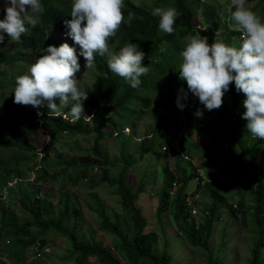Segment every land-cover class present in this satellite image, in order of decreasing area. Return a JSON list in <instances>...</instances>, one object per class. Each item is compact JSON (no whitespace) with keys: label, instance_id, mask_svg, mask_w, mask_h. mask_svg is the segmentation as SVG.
Wrapping results in <instances>:
<instances>
[{"label":"trees","instance_id":"obj_1","mask_svg":"<svg viewBox=\"0 0 264 264\" xmlns=\"http://www.w3.org/2000/svg\"><path fill=\"white\" fill-rule=\"evenodd\" d=\"M261 1L263 0H258L257 5ZM71 2L72 0H41L44 12L38 15L33 14L37 20L36 26H29L28 31L22 34L18 41L11 40L6 33L0 30V35L4 37L3 42L0 43V67L11 68L21 64H30L31 59H34L33 55L38 58L44 54L43 49L49 45L58 47L62 42L52 40L49 29H61L65 34L67 33L68 30L63 21L71 18ZM162 3L173 5L170 7L176 9L178 13L172 34L169 35L159 29V17L154 16L144 2L137 4L131 0H124L125 22L121 24L116 36L110 38L116 49L121 50L125 44L133 43L138 45V50L144 52L142 66L148 67L149 71L140 77L139 87L132 88L123 78L108 68L111 55L117 54L107 55L105 53L104 56L96 54L94 63L100 97L90 95L87 100L91 109L83 113L84 116L91 118L82 116L80 120L73 123L71 119L69 120L70 116L65 119L63 115L51 114L46 106L28 109L20 104L10 107L9 119L0 118V194L2 185H5L3 188L8 187L7 190L16 186L22 192L23 202L20 206L25 207L28 214L26 219L22 218L18 223L16 217L12 219L13 214L10 215L2 208L0 198V239L4 233L9 243L8 235L13 236L10 243L12 245L19 243L20 252L35 244L38 250L41 249L46 245V240L38 237L39 233L47 235L46 231L55 229L68 237L71 254L76 256L75 264H90L89 257H94L101 264H169V254L164 250L160 255L154 254L157 235L153 231L144 230L146 221L140 207L136 204L140 193L144 191L145 182L139 180L134 185L129 181L131 169L140 159L137 154L150 152L155 157L162 155L164 162L167 157H170L174 164L173 170H170L166 164L161 163L160 165L161 181L157 190L159 202L155 208L157 217L167 209L171 200L172 219L176 223V231L181 230V234L185 236L190 246L201 248L210 254L211 227L213 222L219 218L220 209H226L231 216L236 213L242 218L251 216L255 240L248 249L247 264H264V227L262 225L264 211L261 210L264 207V150L261 160L262 178H257L252 160L253 152L257 151L259 144L264 140L253 137L246 128L247 121L241 118L245 111L243 107L245 97L243 94L239 96L234 83L231 84L227 91L228 106L216 109L218 123L212 127L207 125L209 111H204L205 117L201 121L195 114L193 127L200 137L195 139L193 133L188 134L190 124L175 119L179 110L176 103L180 94L179 90L183 89L188 92L186 81L179 78L178 70L181 62L174 61L175 65L166 64L169 57L166 55L168 51L170 52V46L177 50V40L196 34L197 23L195 22L197 21L202 24L197 31L201 36L207 37L209 44L222 41L232 46V43H236L239 33L229 29L224 21L225 10L221 18L220 7L216 0H152V9L159 7L158 5ZM8 6L10 4L0 8V18L5 16L2 9ZM255 6L251 4L252 9ZM245 7H250L249 0H246ZM197 8L198 13H196ZM128 12L135 14L130 24L127 22ZM261 15L264 18V5ZM218 30L222 31L218 34V38H214V32ZM162 45L165 49L160 51L159 48ZM75 48L79 57V46L75 45ZM157 73L162 74L161 78ZM0 76H3V73H0ZM0 87H8V82H5L3 78H0ZM149 87L156 93H160L159 98L154 101V111L160 109L168 116L163 114L153 116L154 119L147 125L143 124L139 132H137L136 123L133 122L130 124L131 133L127 134L119 128L114 134L116 122L112 112L124 109L139 116L137 120L140 121V116L148 107L149 100L146 93ZM13 91L14 87L6 92H9L13 98ZM188 95L192 93L188 92ZM2 97L5 95L0 92V98ZM57 101L58 99L55 102ZM138 102L141 107L137 110ZM180 102L184 104L183 109L186 110L190 99L188 96L187 99L181 96ZM62 112L68 114L70 105L62 109ZM185 114L187 118L193 117L187 112ZM181 127H185L186 131L177 132ZM169 129L171 131L166 137ZM60 132L71 134L92 132L94 139L91 146L80 149L79 153L68 160L63 159L61 153L48 156L46 149L42 148L41 151L44 154L40 161L41 165L34 169L30 168L29 158L36 154L39 144L46 140L54 143ZM203 136L209 138V143L201 140ZM227 136H230V148H224L222 155L220 149ZM131 138L133 140H130ZM106 142H115L114 146L112 144L110 146L114 152L112 158H110ZM256 146L258 148H255ZM15 149L20 152L15 153ZM174 149L179 154L175 153ZM195 154H199L202 158L207 157L204 163L207 167L211 166L210 177H206L207 180L204 182L205 194L208 198L205 207L208 214L203 223L194 222L186 211L188 181L198 175L197 186H199L201 176L205 177L204 173H200L197 169H193L192 172L186 171L187 165L192 166L191 156ZM185 161L191 163H185ZM115 162H119L121 167L116 175H111L108 165H113ZM54 164L61 165V171L64 173L69 171L71 175H67L66 179L71 187L85 186L90 192L96 186L106 183L109 192L120 197L122 212L117 217L124 216L121 221L117 219L113 222L110 219L106 213L105 203L94 191L89 193L91 201L88 209L94 210L101 217L100 228L115 237L116 248L123 255V261L114 256L113 249L104 245L102 235L99 237L101 239H95V234L91 232L94 238L87 240L78 236L81 209L67 192L59 194L57 202L52 204L48 199L50 193L46 190L40 191L37 184L42 182L46 185L47 177L50 176L45 168L46 165ZM95 169L98 171L93 172ZM25 170L33 174L31 180L27 172L24 173ZM58 174V172L55 173V177H52L49 183L57 180ZM7 179L14 181L13 187L9 188L10 185L5 184ZM84 181L85 184L81 183ZM64 182H66L65 179ZM173 184L175 188L170 191ZM233 187L238 192L234 202L232 198L229 200L227 198ZM192 194L194 196V193ZM247 196L251 197L250 201H247ZM52 208L58 211L57 218L48 215L49 209ZM69 219L72 221L71 226L64 222ZM37 225H42L43 231H36V235H31L33 227L39 228ZM19 233L28 238L17 237ZM37 258L41 259L40 256ZM221 261L210 259L209 264H220Z\"/></svg>","mask_w":264,"mask_h":264},{"label":"clouds","instance_id":"obj_2","mask_svg":"<svg viewBox=\"0 0 264 264\" xmlns=\"http://www.w3.org/2000/svg\"><path fill=\"white\" fill-rule=\"evenodd\" d=\"M228 1L231 21L229 27L232 31L241 34L237 37V41L241 40V43L239 47L229 46L222 41L209 44L206 36L189 37L185 48L180 52L181 60L178 62L181 64L178 72L179 78L186 81L188 92L192 95L189 96L183 89L179 90L180 94L176 101L179 110L175 119L184 122L179 117L183 114L186 117L187 111L180 102L181 96L184 99L188 96L190 102L192 97H197L207 109L204 111H212L222 106L225 92L234 83L236 91L239 92L237 94L239 96L243 94L245 97L243 100L245 111L241 118L247 121V130L253 137L264 140V22L256 13L245 7L246 0ZM8 2L10 6L2 9L5 16L0 18V30L11 40L18 41L21 35L28 31L29 26H36L37 20L33 14L43 13L44 7L41 0H8ZM9 4L0 5V8ZM25 6H28L30 11ZM152 6L149 9L153 11L154 16L159 17V29L169 35L172 34L178 15L176 9L172 7L152 9ZM124 7V0H72L71 18L65 19L63 23L68 30L64 34L71 38L68 37L73 47L68 43H61L58 47L49 45L43 49L44 54L29 66L27 74L15 78L13 102L33 108L46 106L49 112L55 115H65L62 109L71 105L69 113L71 122L75 123L82 116L91 118L83 115L82 101L87 99V93L85 90L81 91L78 87L79 81L75 78L81 67L75 45L79 46V57L84 58L86 69L95 67L96 54L100 56H104L105 53L117 54L111 55L108 68L132 88L139 87L140 77L149 71L148 67L142 66L144 52L138 50V45L133 43L125 44L121 50L116 49L110 40L116 36L121 24L125 22ZM134 18L135 14L128 12L129 24ZM3 39L4 37L0 35V43ZM109 43H112L110 51ZM159 95V92L155 94L154 101ZM57 99L59 104L55 102ZM154 101L153 116L156 114L168 116L160 109L154 111ZM181 110L183 113H179ZM203 113L197 110L195 114L200 118ZM119 128L127 134L131 133V126L128 124L116 126L113 133L116 134ZM169 131L171 129L166 132V137ZM228 141L224 139L223 149L227 148ZM263 150L264 141L259 144L257 151L253 152V158L251 157L258 179L263 175V164H261ZM183 159L185 160L184 157ZM202 178L203 176L201 182H204ZM199 212L203 215L208 214L205 206L200 208Z\"/></svg>","mask_w":264,"mask_h":264},{"label":"rangeland","instance_id":"obj_3","mask_svg":"<svg viewBox=\"0 0 264 264\" xmlns=\"http://www.w3.org/2000/svg\"><path fill=\"white\" fill-rule=\"evenodd\" d=\"M133 3H145L147 6L152 5V0H131ZM219 5V12L221 18L224 16V10L226 11L225 22L228 27L231 23L230 21V13H229V1L228 0H216ZM250 9L254 13H256L261 21L263 22L264 18H262V7L264 5V0L261 1L258 5V0H249ZM9 4L8 0H0V5ZM251 4H255V8H251ZM160 8L166 9L173 5H166L162 3V5H158ZM26 9L30 11L28 6H25ZM235 10V9H233ZM153 12V11H151ZM199 12V9L196 11ZM196 24V34H191L186 36L185 38L177 40V50H174L172 46H170V52L168 51L166 57H168V61L166 64L172 63L175 65L174 61L181 60L180 52L185 48L189 37L200 35L197 31L199 26L202 25L201 22H195ZM230 29V27H229ZM222 30H218L215 33L214 38H218V34H220ZM191 32V31H190ZM52 40H60L62 43H68L73 47L69 38L64 34L63 31H59L57 29L51 28L49 30ZM192 33V32H191ZM240 33L238 36L240 37ZM241 43V40L236 41V43H232L233 46H238ZM112 48V43H109V51ZM160 51L165 49V46H160ZM108 51V53H109ZM34 59H31L30 64H21L18 66H13L11 68L2 66L0 67V73H3V78L5 82H8L7 88H1L0 92L5 95V97L0 98V118L1 119H9L10 118V107L17 105L13 102V98L8 91L12 89L15 85V78L18 75L27 74V70L29 66L34 63L37 59V56L33 55ZM80 63V71L76 73L75 78L79 81L78 87L81 91L87 93V99L90 95L99 96V89L96 83L97 80V72L96 66L91 69L85 68V60L83 57H78ZM165 65V63L163 64ZM158 77L161 78L162 74L157 73ZM237 92V91H236ZM158 93V92H157ZM239 94V92H237ZM156 91H153L151 87L147 90V99L149 100L148 107L146 113L141 116L140 121L137 120L139 116L136 114H131L129 111L124 109H118L113 111V117L115 118L116 126L120 127L123 124L130 125L131 123H136L137 132L141 129L140 127L143 124H149L153 119L152 107L154 98L156 95ZM241 94V93H240ZM82 101L83 113H87L89 109H91V105L88 104V100ZM59 104V100L56 102ZM222 106H228V94L225 92L223 96V104ZM141 104L138 102L136 104V109H140ZM28 109H34L32 106H26ZM71 108V105H70ZM197 110L204 112L207 110L204 106L199 102L197 97H192L191 102L186 105V110L189 114L194 115L192 118H186L183 114L179 119H182L184 122H189L190 126L188 129V134L193 133L195 139H199L198 131L193 127L194 126V118ZM70 113V112H69ZM68 114L63 115L65 119H68ZM179 113H183V110L179 111ZM155 116H160V114H156ZM204 118V113L200 116L199 121ZM228 118V117H226ZM71 118H69L70 120ZM218 119L216 116V109L209 111L207 116V125L212 127L213 125H217ZM185 127L179 129V132L185 131ZM132 137V136H130ZM133 138V137H132ZM130 140H133V139ZM230 140V136L225 137ZM48 139V138H47ZM94 139V133H68V132H60L58 134L57 140L54 143H50L47 140L41 144H39V148L37 149L36 154L30 156L29 158V167L37 168L41 165V158L43 156L42 148H45L46 155L51 156L55 153H61L63 159H70L72 156L79 153V150L82 148H86L91 146ZM201 140L209 143V138L207 136H203ZM111 144L114 146L115 142H106V147H109L110 158L114 156V152L111 150ZM230 148L229 141L227 143V149ZM255 148H258L256 146ZM18 149H15V153H19ZM224 149H220V154L223 155ZM140 159L137 164L131 169V178L130 182L132 184H136L139 180H143L145 182L144 191L140 193L138 200L136 201L137 206L140 207L142 216L144 217L146 224L144 227L145 231H153L157 235L156 243L154 245V254L160 255L163 253V250L169 254V264H209L210 259L221 261L220 264H247L248 260V249L251 245H253L255 237L253 234L254 225L251 216H246V218H242L236 213L234 216L228 214L227 210L221 209L219 214V219L213 224L210 234L209 246H210V254L200 248H193L189 246L187 240L183 235H181V230L176 231L175 221L172 219V201H169L168 207L159 217L155 215V208L159 202L158 200V186L161 181V173H160V165L161 163L166 164V166L173 170V159L167 157V159H163V156L155 157L150 152H143L137 154ZM47 156V157H48ZM192 163L185 161V163H191V167L187 165V172H192V170H198L200 173H204L205 177H203V181L205 182L209 176V170H211V166L207 167L204 163L207 157L202 158L199 154H195L193 157L191 156ZM203 164V165H202ZM61 165H46L47 173L50 176L47 177L48 183L37 184L40 188V191L46 190L50 193L49 201L52 204L57 202V198L59 194L62 192H67L68 196L71 199L75 200L77 206L81 209V216L79 218L80 226L78 225L77 234L79 237L84 238L85 240L94 238L91 232H93L96 236L95 239L99 238L102 235L103 243L105 246L113 249L114 256L117 257L120 261L124 260L121 252L116 248L115 237L110 233L103 231L100 228L101 217L92 209H88V204L91 201V197L89 193H96L105 203L106 213L110 217V219L114 222L117 219L121 221L124 216L117 217L118 214H121L122 208L120 205V197L118 195L111 194L109 192V187L107 184H102L100 186H96L92 190L86 188L85 186H76L71 187L69 185V181L66 179L67 175H71L67 170L66 173L61 171ZM121 167L119 162H115L113 165L109 164V172L111 175H116L117 171ZM71 170V168H70ZM72 171V170H71ZM95 169L93 172H97ZM27 172V176L29 179L32 178V173L28 170H25L24 173ZM58 174V178L55 181L49 183L52 177H55V173ZM214 172V169H213ZM207 177V178H206ZM197 178L198 175L193 177L187 183V192L186 203L188 216L194 222L203 223L204 215L199 212L200 208H204L207 204L208 198L205 194V183L201 182L199 186H197ZM64 179L66 182H64ZM64 183V184H62ZM85 184L84 182H81ZM7 186L13 187L14 181L11 179H7ZM2 185V190L0 194V198L2 199L1 204L2 208L5 211L9 212V214H13L12 219L16 217V221L20 223L22 218H27V211L24 209L25 207L20 206L23 202L22 200V192L17 189L16 186L10 190H7L8 187H4ZM198 189L196 190V188ZM175 185L173 184L170 191H173ZM191 192L195 193V196H192ZM238 192L235 188H231L229 191L227 198L233 199L232 202L237 197ZM251 197L247 196V201H250ZM264 211V207L261 208ZM197 211V212H196ZM48 215L52 218L58 217V211L53 210V208L48 212ZM1 217V211H0ZM66 225L71 226L72 221L69 219L68 221H64ZM262 225L264 227V218L262 220ZM38 227H33L31 229L30 234L36 235V231H43L42 225H37ZM5 230V228H3ZM47 235L39 233L38 237L44 238L46 240V245L38 250L37 244L26 247L20 252L18 247L19 243H10V240L13 236L8 235L7 239L9 243L6 241L5 234L3 233L2 238L0 239V264H75L76 256L71 254V244L67 236L62 235L61 233L54 230H48ZM46 236V237H44ZM19 238H28V236H23L22 233L17 235ZM101 239V238H99ZM15 255H12V254ZM8 255V256H7ZM40 256L41 259L37 257ZM222 256L225 258H222ZM222 258V259H221ZM88 262L90 264H101L94 257H89Z\"/></svg>","mask_w":264,"mask_h":264},{"label":"built area","instance_id":"obj_4","mask_svg":"<svg viewBox=\"0 0 264 264\" xmlns=\"http://www.w3.org/2000/svg\"><path fill=\"white\" fill-rule=\"evenodd\" d=\"M176 152L179 154V152L175 149V153H176Z\"/></svg>","mask_w":264,"mask_h":264}]
</instances>
